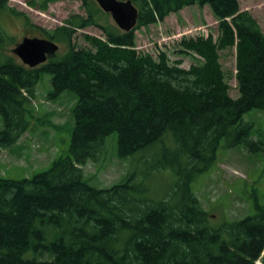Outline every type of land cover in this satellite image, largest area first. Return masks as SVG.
I'll return each instance as SVG.
<instances>
[{"label":"trees","instance_id":"trees-1","mask_svg":"<svg viewBox=\"0 0 264 264\" xmlns=\"http://www.w3.org/2000/svg\"><path fill=\"white\" fill-rule=\"evenodd\" d=\"M58 1L26 4L46 12ZM120 1L138 10L129 32L111 23L94 0H81L85 17L72 15L50 31L0 0V11L67 48L63 57L29 68L12 55L14 39L0 28V152L29 130L42 73L51 77L50 98L64 91L77 96L69 154L30 179L0 178V264H264V207L213 229L192 190L220 149H261L243 120L250 110L264 111L259 24L238 0ZM195 5L209 6L218 29L216 40L208 35L179 42L178 54L197 63L184 69L164 52L153 58L135 49L136 30ZM87 27L103 36L84 35L91 47L77 49L73 35ZM228 49L235 51L236 99L219 62V51ZM110 136L119 158L150 153L143 161L149 172L175 178L164 196H148L135 174L108 188L90 185L80 166L96 160Z\"/></svg>","mask_w":264,"mask_h":264},{"label":"rangeland","instance_id":"rangeland-1","mask_svg":"<svg viewBox=\"0 0 264 264\" xmlns=\"http://www.w3.org/2000/svg\"><path fill=\"white\" fill-rule=\"evenodd\" d=\"M26 1L6 0V3L8 7L24 13L34 26L47 31L62 25L72 15L86 16L81 0H59L50 4L46 12L28 7ZM238 2L240 10L248 11L264 34V0ZM109 20L113 23L110 16ZM0 28L14 39L15 43L9 50L25 37L44 36L38 29L26 26L22 17L15 16L7 10L0 11ZM84 35L103 36L96 27L77 30L72 38V43L77 49L91 47L83 39ZM208 35L216 40L217 21L209 6L195 5L170 14L163 22L136 30L135 49L150 54L153 58L164 52L170 63L180 60L182 62L180 66L188 69L197 61L192 56L178 54L179 42L183 38ZM56 44L58 50L55 55L56 59H59L66 54L67 48ZM219 55V62L229 86V95L236 99L239 93L235 80V51L234 49L219 51ZM16 60L20 62L17 57ZM50 81V75L41 74L35 87V98L31 102L34 117L29 130L14 146L0 152V178L30 179L46 171L55 160L69 154L74 126L73 109L77 103V96L71 91H64L58 97L50 98L49 93L52 92ZM243 120L251 123L250 140L261 142V149L254 153L242 145L228 151L220 149L214 166L192 184V190L203 209L207 211L209 226L213 229L220 228L226 222L254 215L257 213L256 205L264 207V111L250 110L244 115ZM114 140V136L108 137L97 159L80 166L84 178L90 185L108 188L125 175L135 174L136 181H142L148 187V196L153 198L164 196L175 178L168 171L150 173L147 164L143 162L149 160L150 153L119 158L115 152Z\"/></svg>","mask_w":264,"mask_h":264},{"label":"water","instance_id":"water-1","mask_svg":"<svg viewBox=\"0 0 264 264\" xmlns=\"http://www.w3.org/2000/svg\"><path fill=\"white\" fill-rule=\"evenodd\" d=\"M94 2L103 13L110 16L121 31L129 32L136 26L138 10L131 1L94 0ZM57 50L58 45L49 39L25 37L11 52L23 65L36 68L54 56Z\"/></svg>","mask_w":264,"mask_h":264},{"label":"crops","instance_id":"crops-1","mask_svg":"<svg viewBox=\"0 0 264 264\" xmlns=\"http://www.w3.org/2000/svg\"><path fill=\"white\" fill-rule=\"evenodd\" d=\"M188 7H186V9H187ZM185 9V8H184Z\"/></svg>","mask_w":264,"mask_h":264}]
</instances>
